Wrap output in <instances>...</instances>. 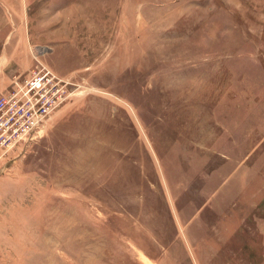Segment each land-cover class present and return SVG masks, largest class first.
<instances>
[{
    "label": "rangeland",
    "instance_id": "rangeland-1",
    "mask_svg": "<svg viewBox=\"0 0 264 264\" xmlns=\"http://www.w3.org/2000/svg\"><path fill=\"white\" fill-rule=\"evenodd\" d=\"M48 70L0 264H264V0H0V97Z\"/></svg>",
    "mask_w": 264,
    "mask_h": 264
},
{
    "label": "built area",
    "instance_id": "built-area-1",
    "mask_svg": "<svg viewBox=\"0 0 264 264\" xmlns=\"http://www.w3.org/2000/svg\"><path fill=\"white\" fill-rule=\"evenodd\" d=\"M57 82L59 79L48 70L46 74H35L29 78L24 96L21 93L18 98L15 94L0 97L1 142H7L13 137L17 138L12 142L31 141L35 131L41 127V117L48 111V108H43L42 105L46 92L51 89L49 85H56Z\"/></svg>",
    "mask_w": 264,
    "mask_h": 264
}]
</instances>
